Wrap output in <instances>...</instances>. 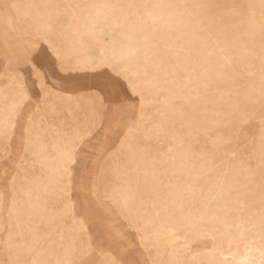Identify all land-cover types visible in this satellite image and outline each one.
Wrapping results in <instances>:
<instances>
[{
    "label": "rangeland",
    "instance_id": "obj_1",
    "mask_svg": "<svg viewBox=\"0 0 264 264\" xmlns=\"http://www.w3.org/2000/svg\"><path fill=\"white\" fill-rule=\"evenodd\" d=\"M179 188L186 260L259 256L264 0H0V264H172L145 207Z\"/></svg>",
    "mask_w": 264,
    "mask_h": 264
},
{
    "label": "bare ground",
    "instance_id": "obj_2",
    "mask_svg": "<svg viewBox=\"0 0 264 264\" xmlns=\"http://www.w3.org/2000/svg\"><path fill=\"white\" fill-rule=\"evenodd\" d=\"M57 172L56 170L53 174L57 175ZM126 188L124 194L125 204L127 207L131 204L134 211L138 210V204L140 202L138 192L129 184ZM193 189L191 192H193ZM150 192L153 195L155 194L154 191ZM186 201L184 190L181 188L169 190L164 196H156L151 208L145 207L149 214L144 221L145 227H152L156 223L159 225V228H155L152 232L153 239L157 242L158 246L163 247V251L168 255V260L172 264H202L203 259H206L208 263L228 264L223 254H219L222 257L216 258L212 253H191V258L186 260L189 253L188 250L192 247L194 239L197 241L202 236L201 229L197 228L195 226L196 223L192 221V217L194 216H192L190 210L187 208ZM173 207L178 211L180 215L179 219L175 220L177 217L171 214L175 211ZM179 240H182V242H178ZM257 250H260L257 258L250 259L249 255L243 257V260L247 262L246 264H264V249L258 248ZM189 251L191 252V250Z\"/></svg>",
    "mask_w": 264,
    "mask_h": 264
},
{
    "label": "snow or ice",
    "instance_id": "obj_3",
    "mask_svg": "<svg viewBox=\"0 0 264 264\" xmlns=\"http://www.w3.org/2000/svg\"><path fill=\"white\" fill-rule=\"evenodd\" d=\"M33 72L36 73L37 78L40 80V86L42 90H47V81H46V73L42 74L40 71L39 65H33L32 67ZM115 88V86H113ZM116 99L112 101L107 108L104 107L103 103L100 105L101 114L106 118L109 113H120L125 111L130 106L126 104L122 99L119 97V90H116ZM94 215L97 219V226L101 230V237L104 242L113 244L116 248H121V241L116 238L113 234L109 236L107 232L108 228V217L107 213L103 209L95 210ZM82 264H94V262L85 259ZM106 264H133L131 260H117V259H109Z\"/></svg>",
    "mask_w": 264,
    "mask_h": 264
}]
</instances>
